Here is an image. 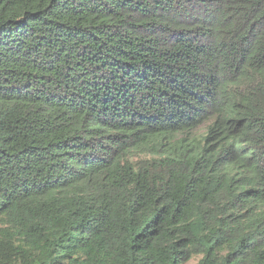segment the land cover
Wrapping results in <instances>:
<instances>
[{
    "label": "trees",
    "instance_id": "1",
    "mask_svg": "<svg viewBox=\"0 0 264 264\" xmlns=\"http://www.w3.org/2000/svg\"><path fill=\"white\" fill-rule=\"evenodd\" d=\"M264 264V0H0V264Z\"/></svg>",
    "mask_w": 264,
    "mask_h": 264
},
{
    "label": "rangeland",
    "instance_id": "2",
    "mask_svg": "<svg viewBox=\"0 0 264 264\" xmlns=\"http://www.w3.org/2000/svg\"><path fill=\"white\" fill-rule=\"evenodd\" d=\"M199 259H200V256H193L190 260L185 262V264H196Z\"/></svg>",
    "mask_w": 264,
    "mask_h": 264
}]
</instances>
